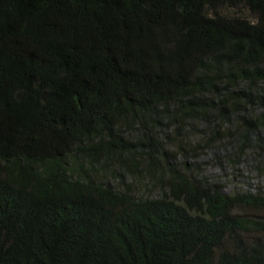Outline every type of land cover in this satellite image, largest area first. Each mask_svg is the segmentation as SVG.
<instances>
[{
	"label": "trees",
	"instance_id": "16d2710c",
	"mask_svg": "<svg viewBox=\"0 0 264 264\" xmlns=\"http://www.w3.org/2000/svg\"><path fill=\"white\" fill-rule=\"evenodd\" d=\"M223 140L264 178V0H0V264H264Z\"/></svg>",
	"mask_w": 264,
	"mask_h": 264
},
{
	"label": "rangeland",
	"instance_id": "374dc122",
	"mask_svg": "<svg viewBox=\"0 0 264 264\" xmlns=\"http://www.w3.org/2000/svg\"><path fill=\"white\" fill-rule=\"evenodd\" d=\"M227 122H229V125H232L231 119ZM219 124L222 130L225 126V122L221 121ZM196 139L197 138H194L193 140ZM226 143H228V141L223 140L220 145H216V148L205 152L206 154H204L201 159L202 163H194L198 167L199 173H201L200 176H205L212 184H219L227 181L230 186L236 184V186H242L244 190L251 188V190H249L250 192H252L256 186H264V178H259L254 171H252L248 159L240 160V165L237 167L235 166L233 170L228 166V163H219L221 155L224 153L223 148ZM218 154H220V156H218ZM145 188L146 187H144V189Z\"/></svg>",
	"mask_w": 264,
	"mask_h": 264
}]
</instances>
